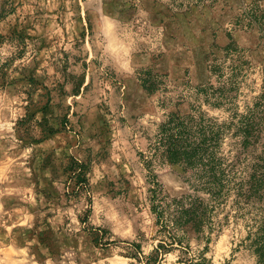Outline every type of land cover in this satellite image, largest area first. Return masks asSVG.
Wrapping results in <instances>:
<instances>
[{
  "label": "rangeland",
  "instance_id": "rangeland-1",
  "mask_svg": "<svg viewBox=\"0 0 264 264\" xmlns=\"http://www.w3.org/2000/svg\"><path fill=\"white\" fill-rule=\"evenodd\" d=\"M1 66L0 264H137L125 242L145 256L157 245L155 183L210 202L191 172L154 158L171 113L223 126L237 181L264 172V0H0ZM235 198L216 205L210 256L257 264L264 196L240 212Z\"/></svg>",
  "mask_w": 264,
  "mask_h": 264
},
{
  "label": "trees",
  "instance_id": "trees-1",
  "mask_svg": "<svg viewBox=\"0 0 264 264\" xmlns=\"http://www.w3.org/2000/svg\"><path fill=\"white\" fill-rule=\"evenodd\" d=\"M0 70L4 74L2 66ZM223 132V126L215 120L206 119L203 114L181 116L171 113L166 122L161 124L155 139L154 158L182 165L191 172L197 181L196 187L209 195L210 202L190 194L171 197L155 183L150 189L149 204L158 243L145 256L141 244L125 242V257L137 264H160L167 255L175 254L172 264H215L210 252L213 232L216 230V205L233 193L236 211L240 212L243 206L254 203L256 197L261 199L264 196L261 194L264 192V172L259 170L260 167L255 165L251 177L237 181V165L226 166L219 156ZM241 133L243 149L240 154H243L254 136L249 127L241 130ZM84 169L82 166L71 177V192L75 195L88 188ZM248 239L258 258L257 264H264V215Z\"/></svg>",
  "mask_w": 264,
  "mask_h": 264
},
{
  "label": "clouds",
  "instance_id": "clouds-1",
  "mask_svg": "<svg viewBox=\"0 0 264 264\" xmlns=\"http://www.w3.org/2000/svg\"><path fill=\"white\" fill-rule=\"evenodd\" d=\"M121 68L125 71H130L131 69L129 68V66L127 64H122Z\"/></svg>",
  "mask_w": 264,
  "mask_h": 264
}]
</instances>
